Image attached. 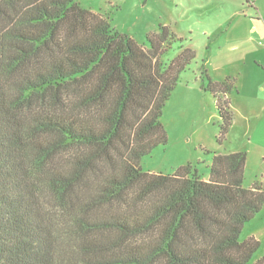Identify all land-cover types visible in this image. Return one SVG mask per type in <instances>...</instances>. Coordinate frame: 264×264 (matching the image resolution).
<instances>
[{
  "label": "trees",
  "instance_id": "obj_1",
  "mask_svg": "<svg viewBox=\"0 0 264 264\" xmlns=\"http://www.w3.org/2000/svg\"><path fill=\"white\" fill-rule=\"evenodd\" d=\"M146 40L75 0H0V264H252L239 235L264 190L244 152H212L206 179L139 165L194 58L166 59L167 26ZM206 78L224 134L231 84Z\"/></svg>",
  "mask_w": 264,
  "mask_h": 264
},
{
  "label": "rangeland",
  "instance_id": "obj_2",
  "mask_svg": "<svg viewBox=\"0 0 264 264\" xmlns=\"http://www.w3.org/2000/svg\"><path fill=\"white\" fill-rule=\"evenodd\" d=\"M75 1L84 9L106 16L120 34L129 35L145 48L148 34L156 33L159 25L169 27L181 43L173 45L167 60L175 59L183 49L194 53L179 74L162 112L160 120L167 142L141 159V168L155 174H173L179 167L191 164L199 175L208 178L212 152H244L243 187L256 185L264 190V35L247 41L252 34L242 27L244 18L234 17L231 8H194L205 0ZM247 1L243 0L246 11L251 13L248 18L264 24V0H249L256 3L259 11L248 8ZM251 27L260 32L262 25L253 22ZM206 75L215 82L231 84L226 98L232 121L224 134ZM250 237L260 244L251 260L254 264L264 255V205L244 224L239 241Z\"/></svg>",
  "mask_w": 264,
  "mask_h": 264
},
{
  "label": "crops",
  "instance_id": "obj_3",
  "mask_svg": "<svg viewBox=\"0 0 264 264\" xmlns=\"http://www.w3.org/2000/svg\"><path fill=\"white\" fill-rule=\"evenodd\" d=\"M246 3H248V5H249L248 8H250L251 10L259 11L258 7L256 6V3L254 1L250 2L248 0ZM244 5H245V3L243 2V0H205V1L200 2V3H196L194 8H197L198 10H204V9H206V10L207 9H223V10L226 9V10H229L230 8L233 9V11L235 12L234 17L240 15V17L244 18L243 19L244 22L242 23V27L245 26V29H248V30L250 29L252 35L250 37H248V39H246V40L251 42L252 40H254V38H261V36L264 35V24H262L259 19L255 20L253 18H248V16L251 13L249 11H246ZM239 9L241 11H239ZM248 21H250L249 22L250 24H248ZM253 22L255 24L262 25L260 32L255 27H251V23H253ZM258 45L261 46L262 43L259 42ZM262 47H264V44L262 45ZM245 60L248 61V59H245ZM261 62L263 63V61H261ZM263 65H264V63H263ZM249 70H252V69L250 68ZM249 89H250V91L253 90L252 84L249 85Z\"/></svg>",
  "mask_w": 264,
  "mask_h": 264
}]
</instances>
